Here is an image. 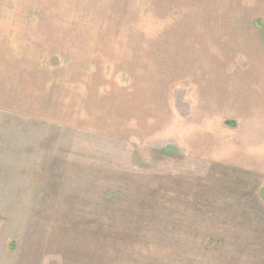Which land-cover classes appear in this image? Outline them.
<instances>
[{
	"label": "rangeland",
	"instance_id": "1",
	"mask_svg": "<svg viewBox=\"0 0 264 264\" xmlns=\"http://www.w3.org/2000/svg\"><path fill=\"white\" fill-rule=\"evenodd\" d=\"M80 4L61 15L84 17ZM146 4L126 16L159 30ZM177 82L175 115L191 116L192 82ZM16 89L0 90V264H264V175L195 160L176 139L142 146L42 119L38 90Z\"/></svg>",
	"mask_w": 264,
	"mask_h": 264
},
{
	"label": "crops",
	"instance_id": "2",
	"mask_svg": "<svg viewBox=\"0 0 264 264\" xmlns=\"http://www.w3.org/2000/svg\"><path fill=\"white\" fill-rule=\"evenodd\" d=\"M72 1L0 0L2 96L32 87L42 119L142 146L176 139L195 160L264 175V0H144L146 23L161 28L140 31L136 12L126 16L134 0ZM80 3L84 17L61 15ZM107 65L129 81L109 77ZM186 79L188 117L175 115L169 85Z\"/></svg>",
	"mask_w": 264,
	"mask_h": 264
},
{
	"label": "trees",
	"instance_id": "3",
	"mask_svg": "<svg viewBox=\"0 0 264 264\" xmlns=\"http://www.w3.org/2000/svg\"><path fill=\"white\" fill-rule=\"evenodd\" d=\"M262 193H263V197H264V191Z\"/></svg>",
	"mask_w": 264,
	"mask_h": 264
}]
</instances>
